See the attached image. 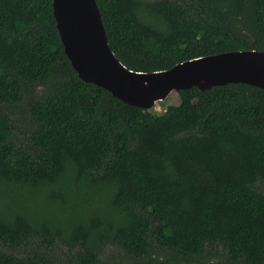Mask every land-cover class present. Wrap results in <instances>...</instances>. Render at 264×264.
I'll return each mask as SVG.
<instances>
[{
	"label": "trees",
	"instance_id": "1",
	"mask_svg": "<svg viewBox=\"0 0 264 264\" xmlns=\"http://www.w3.org/2000/svg\"><path fill=\"white\" fill-rule=\"evenodd\" d=\"M96 3L134 71L264 51V0ZM175 92L81 80L52 0H0V264H264V88Z\"/></svg>",
	"mask_w": 264,
	"mask_h": 264
},
{
	"label": "water",
	"instance_id": "2",
	"mask_svg": "<svg viewBox=\"0 0 264 264\" xmlns=\"http://www.w3.org/2000/svg\"><path fill=\"white\" fill-rule=\"evenodd\" d=\"M63 51L77 76L144 110L172 91L227 83L264 88V51L236 50L197 57L166 70L127 68L110 49L96 0H52Z\"/></svg>",
	"mask_w": 264,
	"mask_h": 264
},
{
	"label": "rangeland",
	"instance_id": "3",
	"mask_svg": "<svg viewBox=\"0 0 264 264\" xmlns=\"http://www.w3.org/2000/svg\"><path fill=\"white\" fill-rule=\"evenodd\" d=\"M162 102V103H160ZM178 103V95L175 91H172L166 99H164L163 101H157L155 102L154 106H153V110L157 111V112H161L164 110V108L169 105V104H177ZM117 255L119 257H121V260L123 261H128V258L125 256H122L120 253L117 252Z\"/></svg>",
	"mask_w": 264,
	"mask_h": 264
}]
</instances>
